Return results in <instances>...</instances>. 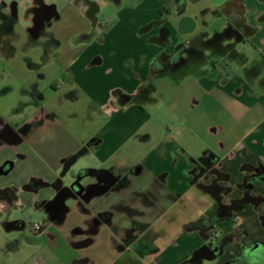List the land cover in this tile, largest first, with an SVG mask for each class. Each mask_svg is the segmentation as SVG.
I'll list each match as a JSON object with an SVG mask.
<instances>
[{
	"label": "crops",
	"instance_id": "0c3cea01",
	"mask_svg": "<svg viewBox=\"0 0 264 264\" xmlns=\"http://www.w3.org/2000/svg\"><path fill=\"white\" fill-rule=\"evenodd\" d=\"M22 1L24 35H7L23 49H42L39 61L28 57L29 68L38 67L58 101L68 100L75 112L63 123L55 100H42L40 83L19 74L16 99L0 105L4 262L18 255L17 264H141L118 246L113 226L121 224V204L131 192L149 189L156 195L151 222L162 229L157 264L187 258L202 241L187 225L220 200L240 197L245 177L264 171V0H183L179 12L177 0ZM46 6L55 14L51 38L30 29L35 9ZM211 18L221 28L210 29ZM178 46L193 51L171 65ZM7 56L0 81L5 73L14 77L15 56ZM7 86L14 95L11 84L1 88ZM35 91L37 105L29 102ZM28 122L26 133L17 132ZM74 156L67 176L84 170L82 182L99 185L81 205L60 198L56 186L63 160ZM122 169L129 187L115 185ZM107 173L115 178L109 189ZM210 173L222 174L215 184L228 193L205 188ZM34 179L41 184L31 186ZM251 193L258 196L214 223L215 234L230 242L220 257L201 264L236 260L254 241L264 244V183ZM25 215H39L40 230L30 222L36 236L13 225ZM93 221V242L82 246Z\"/></svg>",
	"mask_w": 264,
	"mask_h": 264
},
{
	"label": "flooded vegetation",
	"instance_id": "af4514ba",
	"mask_svg": "<svg viewBox=\"0 0 264 264\" xmlns=\"http://www.w3.org/2000/svg\"><path fill=\"white\" fill-rule=\"evenodd\" d=\"M23 7L22 0H0V76L2 71L9 69L10 64L7 56V51L15 56L16 52L22 46H18V41L10 40L8 35L11 33L14 39L20 36V31L23 27V14L21 13ZM55 22V14L51 6L43 7L42 9H35L34 18L30 25V29L33 32L41 28L42 32L46 34L49 38L53 37V23ZM20 47V48H19ZM25 50V49H23ZM13 76H16L14 69L12 68ZM35 86V83L32 85ZM35 89V88H34ZM3 91L6 92L5 97L7 99V105L12 103L16 99V95L10 96V87H4ZM35 97L29 102L31 104L37 105V91L34 93ZM22 104V103H20ZM32 123H23L19 126L17 132L26 133ZM75 156L70 158H65L63 160V171L62 175L57 179L56 186H59L58 196L62 199H74L78 204L81 205L83 201H86L92 193H94L99 187L95 183H83L82 179L84 177V170H81L75 175L67 176V169L74 162ZM208 171V170H207ZM130 172L132 174H137V169H132ZM209 174V173H207ZM210 182L205 185L214 194L218 195L221 193L223 195L228 193V188L224 185H217L215 181L222 177V174H211ZM115 185L129 187L131 184V179L128 177L127 169H122V171L117 176ZM107 189L110 188V184L114 177H109L108 173L105 176ZM244 189L240 197H237L229 202H223L220 200L217 208L208 213L205 217H202L193 223H189L187 228L191 230H196L202 237V241L193 248L191 254L180 261L173 264H201L202 261L207 260V258H212L215 260L223 254L226 246L230 242V237L227 234L216 235L214 232V223L221 217L226 216L231 213V209L240 206L244 200L247 198L255 199L251 195L258 196L257 193H251L252 190L258 188L262 183H264V171L258 169L252 174L248 175L244 179ZM31 186L35 184H41L37 179L32 180L29 183ZM102 187V186H101ZM98 190V189H97ZM221 196V195H220ZM156 195L152 190H133L129 195V203L123 202L121 204L122 219L121 224H115L114 230L120 233L118 239V246L123 250L126 248L130 249L131 252L137 257L141 264H157L160 262L161 257L159 256L162 251V245L158 241L162 236V229H157L151 222V210L154 205L153 199ZM13 225L21 226L26 229L28 223L26 220H15ZM96 228V222H92L90 228L88 229L89 234L82 240L79 244L82 246H88L93 242L94 236L90 232H94ZM32 240V239H31ZM174 245H177V240L173 241ZM248 252L245 256L236 260H221L218 264H264V244L259 241H254V243L248 247ZM253 254H259L261 256L260 260L255 263H250L249 258ZM153 256L152 261L148 262L146 257ZM88 257H83L76 263L86 261Z\"/></svg>",
	"mask_w": 264,
	"mask_h": 264
},
{
	"label": "rangeland",
	"instance_id": "374dc122",
	"mask_svg": "<svg viewBox=\"0 0 264 264\" xmlns=\"http://www.w3.org/2000/svg\"><path fill=\"white\" fill-rule=\"evenodd\" d=\"M127 1V0H126ZM128 2V1H127ZM126 2V3H127ZM192 3H190L191 5ZM199 4H195L194 6L191 5L192 8H195L196 9L198 8ZM209 26H210V29H219L221 28L220 26V23L218 20H212V18L210 19L209 21ZM20 35L21 37H23L24 35V31L21 30L20 31ZM20 48V47H19ZM42 52V49L37 46V47H34V46H30L29 48L23 50V49H19L16 54H15V62H14V65H13V69L15 71V73L18 75H21V78L23 79H26V81L29 83L30 81L33 82V81H37L40 83V86L43 87L42 89V95L44 96V98L42 99L44 102H47V105H50V102L49 100L52 102L53 100L54 103L52 104L53 106H58L59 110V115L62 116V119H63V123H65L66 119H68V117H70V114H72V112H75L73 110V104H71L68 100H64L62 102L58 101V98L56 97V95L52 92L51 90V87L48 86V79H44V78H41V73L42 71L37 67L33 69H30L29 68V65H28V57H34V58H37V61L40 60L39 55L40 53ZM1 68V67H0ZM4 84H11L14 88L13 90V93L16 94L18 88H19V84L17 83V80L15 77H8L5 73V78L0 81V92L3 90V88H1L2 85ZM53 98V100H52ZM7 99L5 97V95H0V105L2 107H6L7 106ZM74 109H75V106H74ZM82 117V116H81ZM80 117V119H81ZM77 118V117H76ZM74 118V119H76ZM80 119H78L77 121V125L80 123ZM82 126L79 124V127ZM69 137V136H67ZM38 217L39 215H31V216H28V215H25V220L26 222L28 223L27 225V228H26V233L28 235H30L31 237L33 236H36L37 233H34L31 229H30V222H35L36 220H38ZM28 243H26L25 247H23L24 249L26 247H28L27 245ZM1 249H0V264H17L19 262V256H15L12 260L9 261V259L6 260V262H4V254H5V249L2 248V246L0 245ZM30 247V246H29Z\"/></svg>",
	"mask_w": 264,
	"mask_h": 264
},
{
	"label": "trees",
	"instance_id": "16d2710c",
	"mask_svg": "<svg viewBox=\"0 0 264 264\" xmlns=\"http://www.w3.org/2000/svg\"><path fill=\"white\" fill-rule=\"evenodd\" d=\"M183 6H184V1L183 0H177V7L175 9V12H179L183 10ZM192 52L193 48L192 47H183V46H178L177 49L175 50V53L170 56L169 58V63L171 65L177 64L180 61H183V57H182V52Z\"/></svg>",
	"mask_w": 264,
	"mask_h": 264
},
{
	"label": "water",
	"instance_id": "95a60500",
	"mask_svg": "<svg viewBox=\"0 0 264 264\" xmlns=\"http://www.w3.org/2000/svg\"><path fill=\"white\" fill-rule=\"evenodd\" d=\"M260 258H261V256H259V254H253V255H251L250 256V260H249V262L250 263H255V262H257L258 260H260Z\"/></svg>",
	"mask_w": 264,
	"mask_h": 264
},
{
	"label": "built area",
	"instance_id": "2783aa9c",
	"mask_svg": "<svg viewBox=\"0 0 264 264\" xmlns=\"http://www.w3.org/2000/svg\"><path fill=\"white\" fill-rule=\"evenodd\" d=\"M31 227H32L34 230H40L41 227H42V223H41V222H32Z\"/></svg>",
	"mask_w": 264,
	"mask_h": 264
}]
</instances>
